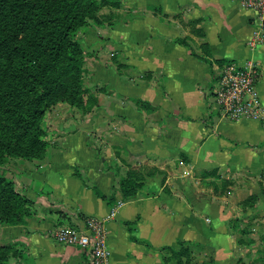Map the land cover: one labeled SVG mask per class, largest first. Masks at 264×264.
Wrapping results in <instances>:
<instances>
[{
    "label": "crops",
    "instance_id": "0c3cea01",
    "mask_svg": "<svg viewBox=\"0 0 264 264\" xmlns=\"http://www.w3.org/2000/svg\"><path fill=\"white\" fill-rule=\"evenodd\" d=\"M124 1L163 12L145 10L81 36L85 85L102 88L99 103L87 114L63 102L46 113V158L18 162L11 175L33 201L32 215L25 225H3L0 241L19 244L21 264H91L89 250L56 242L53 231L108 216L117 203L93 187L109 196L128 164L156 165L135 197L123 201L116 191L122 204L106 225L110 264H167L160 248L180 241L191 243L195 261L236 264L230 213L192 174L264 178V119L228 120L214 106L224 65L247 59L259 63L264 105V43L249 46L256 13L240 0Z\"/></svg>",
    "mask_w": 264,
    "mask_h": 264
},
{
    "label": "trees",
    "instance_id": "16d2710c",
    "mask_svg": "<svg viewBox=\"0 0 264 264\" xmlns=\"http://www.w3.org/2000/svg\"><path fill=\"white\" fill-rule=\"evenodd\" d=\"M107 3L118 1L0 0V226L25 225L32 215L33 201L5 170L12 162L46 158L49 142L42 125L46 113L60 102L85 114L98 104L85 85L87 54L79 31L92 19L102 24L98 13ZM156 9L163 12L161 7ZM176 42L188 43L187 38ZM203 46L209 54L208 44ZM116 154L120 156L121 150L116 148ZM127 168L123 176L116 172L111 195L94 186L96 194L115 205L117 190L123 201L131 199L144 186L146 175L159 171L145 165L128 164ZM215 176H219L217 169L202 172L203 178ZM235 222L230 220L231 229L237 227ZM179 245L178 249L160 248L167 264H205L194 260L190 242ZM22 256L21 247L0 244V264L11 259L21 264Z\"/></svg>",
    "mask_w": 264,
    "mask_h": 264
},
{
    "label": "built area",
    "instance_id": "2783aa9c",
    "mask_svg": "<svg viewBox=\"0 0 264 264\" xmlns=\"http://www.w3.org/2000/svg\"><path fill=\"white\" fill-rule=\"evenodd\" d=\"M243 7L256 13V25L249 42L251 48L264 43V0H240ZM259 63L247 59L242 64L224 65L214 89V106L222 117L237 121L264 119V105L258 90ZM122 201L117 202L108 216H91L82 227L62 225L52 233L56 242L78 245L90 252L91 264H110L108 245V220L116 216V210Z\"/></svg>",
    "mask_w": 264,
    "mask_h": 264
},
{
    "label": "rangeland",
    "instance_id": "374dc122",
    "mask_svg": "<svg viewBox=\"0 0 264 264\" xmlns=\"http://www.w3.org/2000/svg\"><path fill=\"white\" fill-rule=\"evenodd\" d=\"M117 1L118 3L105 4L99 11L98 17L102 24H98L92 19L88 25L80 29L79 37L81 38L88 31L99 30L101 32L103 28L112 27L120 18L132 17L136 13L146 12L145 10L159 11L156 7L148 6L142 8L143 10L134 9L127 1ZM101 89L91 91L97 97L98 103L100 100L98 92ZM16 165L15 162L9 164L5 170L8 176L13 174L12 171ZM155 166L149 165L147 167L159 170V167ZM195 173L192 174V180L196 182L200 179L201 185L204 183L211 189L214 188L217 197L212 195V199L224 204L230 213V219L236 220L237 227L231 229V232L234 234L236 249H238V264H262V259H264V178L261 175H252L246 171L234 172L230 177H226V172H222L219 173V176L204 178L202 183V171ZM4 243L19 247L17 242L8 243L6 239L0 241V244ZM9 264H16V260L11 259Z\"/></svg>",
    "mask_w": 264,
    "mask_h": 264
}]
</instances>
